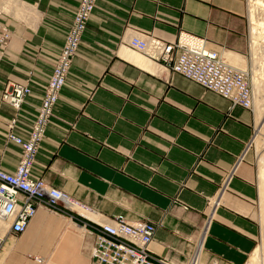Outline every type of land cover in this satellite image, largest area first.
Here are the masks:
<instances>
[{
  "label": "crops",
  "instance_id": "1",
  "mask_svg": "<svg viewBox=\"0 0 264 264\" xmlns=\"http://www.w3.org/2000/svg\"><path fill=\"white\" fill-rule=\"evenodd\" d=\"M79 2L0 0L12 31L0 62V164L7 171L21 155L8 133L29 135ZM132 29L170 41L187 31L229 63L249 62L246 0H97L32 171L75 205L39 206L20 234L2 220L0 264H97L85 223L115 218L154 223L149 248L172 264H185L196 245L201 264H245L254 250L260 191L248 153L207 216L254 135L255 113L129 48ZM12 82L31 88L18 111L2 100Z\"/></svg>",
  "mask_w": 264,
  "mask_h": 264
},
{
  "label": "built area",
  "instance_id": "2",
  "mask_svg": "<svg viewBox=\"0 0 264 264\" xmlns=\"http://www.w3.org/2000/svg\"><path fill=\"white\" fill-rule=\"evenodd\" d=\"M96 1L80 0L44 87L41 105L29 135L19 136L12 129L8 133L7 137L21 146V155L13 172L5 170L0 164V219L10 224V230L14 234L23 233L27 229L39 206L66 210L75 205V201L66 192L49 185L43 178L34 176L32 171L46 127L78 54L82 35ZM4 13V9H0V62L7 55L12 37L10 27L2 20ZM126 45L158 63L164 71L181 74L204 89L228 99L231 107L241 106L255 112V93L250 72L229 63L220 51L208 45L204 37L181 31L174 41H170L153 33L132 29ZM30 92L28 84L12 82L2 93V100L18 111ZM16 121V117L10 120L9 127H14ZM253 137L226 173L217 195L209 201L207 221L229 190L239 164L245 160V155L252 146ZM85 226L94 235L91 254L97 264H172L150 250L149 245L156 231V225L150 221L115 218L85 223ZM2 243L3 236L0 234V249ZM200 258L201 247L196 245L185 264H201Z\"/></svg>",
  "mask_w": 264,
  "mask_h": 264
},
{
  "label": "bare ground",
  "instance_id": "3",
  "mask_svg": "<svg viewBox=\"0 0 264 264\" xmlns=\"http://www.w3.org/2000/svg\"><path fill=\"white\" fill-rule=\"evenodd\" d=\"M251 3L252 4L250 5L251 6L250 9L251 8L252 9H251L250 12H251V17H252L251 19H253L252 20L253 25H252L251 30H252V33H253L252 36L254 38V41H252V42L260 47L259 51H261V52L257 51L258 49H257L256 45H255V48H254L253 51H254L255 54H256V51H257L256 55L259 54L261 56L260 58H262V60H260V62H262L264 60V16H263V18L257 19L258 16H257V18H256V16L254 17V12H256V10H258V12H261V15L264 14V0H251ZM254 58H256V59H255V65H253L254 66L253 70H255V68L257 66V62H258L259 56H256V57L254 56ZM244 64L245 63L243 62V66H244ZM241 66L239 65V67H241ZM261 66H263V70H262L263 72H260L262 74V75L260 74L261 77L255 75L254 78H253V85H254V90H255V103H257V105L259 106L258 107V114L256 116V120L258 122L259 128H262L260 133H262V131L264 130V106H262L263 105V98H264V62H262ZM237 67H238V65H237ZM256 69H258V68H256ZM259 70H260V68H259ZM256 72L258 74L257 70H256ZM259 136H262V135L259 134ZM257 139H260V138H258V136H257ZM262 152H264V150ZM260 158H261V160L264 161V153L261 154ZM263 163L264 162H262L261 166L259 165L260 166V173L259 174L261 176L260 193L259 194H261L260 198H262L263 205H264V164ZM262 208H263L262 209L263 211L261 213V216H262V220H263V224L262 225H263V231H264V206ZM3 226H5L4 222L0 219V229H3L4 228ZM261 258H263V261L261 260ZM260 262H262V264H264V245H263V247L257 249L256 256H255L254 260L251 261L250 264H261Z\"/></svg>",
  "mask_w": 264,
  "mask_h": 264
},
{
  "label": "rangeland",
  "instance_id": "4",
  "mask_svg": "<svg viewBox=\"0 0 264 264\" xmlns=\"http://www.w3.org/2000/svg\"><path fill=\"white\" fill-rule=\"evenodd\" d=\"M246 1H247V16H248V20H249V23H250V30H249V62L247 64H245V66H243V69H246V70H248L250 72V75H251V83H252V87H253V90H254L253 78H254L255 75L261 77L260 76V74H261L260 72H263L262 71L263 70V66H261V64H262V62H264V60L262 62H260V60H262V58H260L261 56L259 54L256 55L257 54V51L258 52H261V51H259V48L260 47L258 45H256L255 43L252 42V41H254V38L252 36L253 33H252V30H251L252 25H253V23H252V20L253 19H251L252 17H251V12H250L251 9H252V8L250 9V7H251L250 5L252 3H251V0H246ZM255 16H256V18L258 16L257 19H259V18H263L264 14L261 15V12H258V10H256V12H254V17ZM255 45H256V47L258 49L257 51L255 50L256 51V54L253 51L254 48H255ZM254 56L255 57L256 56H259V58H260V59L258 58V62H257V66H256V68H258V69L255 68V70H253L254 69L253 68L254 67L253 65H255V59H256V58H254ZM259 68H260V70H259ZM256 70L258 71V74H257ZM254 93H255V90H254ZM262 106H264V98H263V105ZM258 107L259 106L257 105V103H255V112L254 113H255L256 116L258 114ZM261 129L262 128H259L258 122L256 120L255 133H254V137H253V143H252V146H251L249 152H247L248 153L247 154V157L253 162V164L255 165V168H256V180H257V183H258V186H259V191H260V180H261V176L259 174L260 173V166H261L262 162H264L260 158L261 157V154L264 153V152H262L264 150V147H263L264 146V143H263L264 142V134H263L264 133V130L262 131V133H260L261 132ZM259 134H261L262 136H259ZM257 136L260 139H257ZM260 197H261V194H260ZM260 197H259V199H258V201L256 203L255 216H256V218L261 223L262 231H261V235L258 238V242L256 243V246H255L254 250L252 251V253L248 257V260L246 261L245 264H250L251 261H253L254 258H255V256H256L257 249L263 247V245H264V235H263L264 234V231H263V225H262L263 224V220H262V216H261V213L263 211L262 210L263 209L262 207L264 205H263L262 198H260ZM261 260L263 261V258H261ZM260 263L262 264V262H260Z\"/></svg>",
  "mask_w": 264,
  "mask_h": 264
}]
</instances>
